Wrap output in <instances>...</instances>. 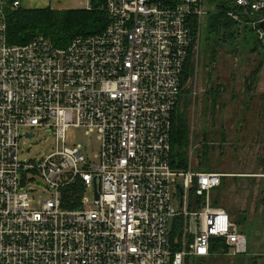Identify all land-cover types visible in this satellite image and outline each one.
I'll return each instance as SVG.
<instances>
[{"label": "built area", "instance_id": "1", "mask_svg": "<svg viewBox=\"0 0 264 264\" xmlns=\"http://www.w3.org/2000/svg\"><path fill=\"white\" fill-rule=\"evenodd\" d=\"M232 5L238 29L263 41L264 0ZM20 6L0 0V264H186L218 238L245 254V230L215 203L225 174L172 166V116L208 0H88L107 24L66 45L11 43L6 12ZM32 127L56 141L39 162L19 154ZM71 128L97 136L96 160L69 143ZM31 170L52 194L40 208L21 179ZM78 184L79 206L67 207L64 191Z\"/></svg>", "mask_w": 264, "mask_h": 264}, {"label": "rangeland", "instance_id": "2", "mask_svg": "<svg viewBox=\"0 0 264 264\" xmlns=\"http://www.w3.org/2000/svg\"><path fill=\"white\" fill-rule=\"evenodd\" d=\"M220 1L208 0L210 12L219 9ZM87 3L88 0H71V8L84 10ZM208 22L206 17L202 37L189 57L191 75L180 107L189 124L188 167L225 174L215 203L226 208L245 230L248 250L239 255L218 251L209 257H188L186 264H264V50L250 33L244 35L235 27L238 37L233 41L222 39L217 44L211 40L209 46L205 40ZM211 45L216 50L215 58ZM260 63L255 88L247 96L246 78ZM212 87L220 90L215 103L206 95ZM22 132L21 160L39 162L54 152L56 141L48 128H23ZM27 132L35 136L27 137ZM68 141L85 146V153L96 160L100 150L96 135L71 128ZM21 179L26 181L24 187L30 191L35 208L52 197L48 187L37 183L41 181L38 173L25 171ZM85 195L93 203L92 188Z\"/></svg>", "mask_w": 264, "mask_h": 264}, {"label": "trees", "instance_id": "3", "mask_svg": "<svg viewBox=\"0 0 264 264\" xmlns=\"http://www.w3.org/2000/svg\"><path fill=\"white\" fill-rule=\"evenodd\" d=\"M15 0H10L12 3ZM103 1V0H102ZM103 5V2L100 3ZM219 9L210 12L208 17V26L205 28V40L210 46L211 40H215L219 44L220 40L224 42L233 41L238 37L235 30H240L237 27V22L228 15V11L232 9V0H221ZM216 5V7L218 6ZM9 41L14 44H24L43 35L50 38L58 45H66L69 41L78 34H94L103 31L107 24V14L102 6L89 9H53L51 7L44 8H10L6 12ZM235 27V30L233 28ZM241 31V30H240ZM243 32V31H242ZM244 35L250 33L258 46L263 47V41L258 37L254 28L248 26L244 30ZM223 35V37H221ZM202 37V35H201ZM215 46V44H213ZM211 45L212 57H216V50ZM264 49V47H263ZM262 68V63L251 72L246 78L247 96H251L255 84L258 79L259 72ZM187 64L184 73V82L191 75ZM208 97H213L214 103L220 96L219 88L213 87L207 92ZM185 96V91L181 95V102ZM264 99V94H262ZM251 98V97H250ZM181 103L173 112L171 144H172V166L175 168H187L188 156L186 148L189 146V124L184 112L180 110ZM248 107V105H247ZM224 178V177H223ZM223 181V179H222ZM222 184V183H221ZM220 187V186H219ZM219 190V188L217 189ZM80 184L71 185L64 191V201L67 207L79 206ZM220 252H229V247L222 238L214 239L212 242L211 255ZM202 258V257H198Z\"/></svg>", "mask_w": 264, "mask_h": 264}, {"label": "crops", "instance_id": "4", "mask_svg": "<svg viewBox=\"0 0 264 264\" xmlns=\"http://www.w3.org/2000/svg\"><path fill=\"white\" fill-rule=\"evenodd\" d=\"M24 8H44L51 7L53 9H72L71 0H20Z\"/></svg>", "mask_w": 264, "mask_h": 264}, {"label": "water", "instance_id": "5", "mask_svg": "<svg viewBox=\"0 0 264 264\" xmlns=\"http://www.w3.org/2000/svg\"><path fill=\"white\" fill-rule=\"evenodd\" d=\"M260 27H261V29L263 30V32H264V20H262L261 22H260ZM263 44H264V39H263ZM32 136V135H31ZM180 187V186H179ZM180 189H181V195L183 194V190H182V188L180 187ZM180 205L182 206L183 205V201L181 200V202H180Z\"/></svg>", "mask_w": 264, "mask_h": 264}, {"label": "flooded vegetation", "instance_id": "6", "mask_svg": "<svg viewBox=\"0 0 264 264\" xmlns=\"http://www.w3.org/2000/svg\"><path fill=\"white\" fill-rule=\"evenodd\" d=\"M263 43V42H262ZM263 47H264V44H263ZM263 47H261V50H264Z\"/></svg>", "mask_w": 264, "mask_h": 264}]
</instances>
